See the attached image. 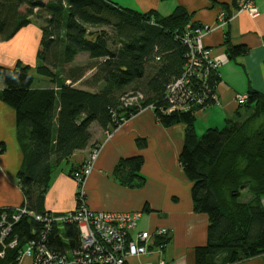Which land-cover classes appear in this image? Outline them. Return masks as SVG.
I'll use <instances>...</instances> for the list:
<instances>
[{
    "label": "trees",
    "instance_id": "16d2710c",
    "mask_svg": "<svg viewBox=\"0 0 264 264\" xmlns=\"http://www.w3.org/2000/svg\"><path fill=\"white\" fill-rule=\"evenodd\" d=\"M34 17L45 24L35 72L51 79L53 86L36 88L29 66H0V99L16 112L24 156L17 180L24 195L22 207L28 211L5 240L8 245L17 239V246L4 249L0 243V254L4 252L0 264H20L21 252L43 234L48 247L59 253L80 247L75 223L54 225L48 231L36 220V215L49 214L45 200L52 176L76 153L99 150L93 127L111 134L149 107L162 127L186 128L179 163L192 183L194 212L209 219L207 243L196 248L195 264H239L264 256V94L249 90L233 118L199 136L196 114L217 104L214 97L221 77L219 69L211 70L192 82L195 91H204L207 97L202 106L168 112V87L186 68L188 49L183 38L189 25L199 27L191 23L187 10L178 7L163 17L156 11L143 14L123 8L111 0H0V41L13 39ZM225 45L232 61L249 52L229 39ZM82 54L89 62L74 66ZM89 72L93 74L86 79ZM128 87L132 93L126 95ZM131 98L136 100L126 106ZM244 112L249 113L246 118ZM4 150L1 144L0 153ZM143 165L142 157L121 160L114 176L122 186L140 188L145 183ZM83 166L74 169L71 177ZM4 212L9 219L17 213L0 209V216ZM169 242L165 236L155 239L154 245L165 247Z\"/></svg>",
    "mask_w": 264,
    "mask_h": 264
},
{
    "label": "crops",
    "instance_id": "0c3cea01",
    "mask_svg": "<svg viewBox=\"0 0 264 264\" xmlns=\"http://www.w3.org/2000/svg\"><path fill=\"white\" fill-rule=\"evenodd\" d=\"M119 6L139 13L158 12L165 17L183 7L191 15V23L209 27L203 44L220 62L221 82L217 88L218 104L196 114L204 122L200 133L222 128L239 110L238 97L253 89L264 94V0H253L258 16L247 12L234 15L237 0H111ZM42 32L36 24L25 27L13 39L0 41V66L14 69L18 63L36 66ZM226 39L233 46H246V56L232 61L226 51ZM3 84L0 82V92ZM185 126L164 128L152 110L132 117L111 135L100 132L94 136L100 148L94 169L85 183L86 203L94 211L134 213L139 215L138 232L154 233L168 230L170 242L153 254L131 258L128 264H195V250L206 245L209 219L194 212L192 183L186 178L179 156L185 142ZM197 133L198 130L196 128ZM199 135V134H198ZM201 136V135H199ZM0 209L20 208L24 195L17 175L24 156L17 139L16 112L0 99ZM90 150L76 153L54 172L45 200L46 211L63 216L77 207V185L71 172L87 163ZM142 157V187L122 186L114 176L121 160ZM264 203V200H263ZM239 264H264V256Z\"/></svg>",
    "mask_w": 264,
    "mask_h": 264
},
{
    "label": "built area",
    "instance_id": "2783aa9c",
    "mask_svg": "<svg viewBox=\"0 0 264 264\" xmlns=\"http://www.w3.org/2000/svg\"><path fill=\"white\" fill-rule=\"evenodd\" d=\"M238 8L235 14L247 12L253 17L258 16L253 0H237ZM223 21H228L224 13L220 15ZM231 17V18H232ZM209 27L188 26V31L183 38L187 46L186 68L183 76L168 87V101L171 108L168 112L183 110L189 111L194 107L202 106L207 99L204 91L197 93L192 86L195 79H201L211 70L217 71L220 62L212 57V53L203 44L204 36L209 32ZM206 92V91H205ZM247 96L238 97V103L242 104ZM136 98L128 99L126 106H131ZM217 102V96L214 97ZM97 152L93 153L89 161L82 169L73 174V180L77 185V209L65 217H53L48 214L44 217L36 215V220L43 222L49 231L54 225L60 226L65 222H73L77 225L80 236V247L66 254L50 249L45 234L41 238L30 242L21 252L22 257L32 259L33 264H128L131 258L148 256L154 251L164 248L155 247L154 238H163L168 235L167 229H159L154 233L138 232L139 215L134 213H112L94 211L87 206L85 195V183L94 169V161ZM8 208H5L7 210ZM16 214L9 219L7 213L0 216V243L3 248H15L17 239L5 244L10 236L14 223H17L22 215L28 214L24 207L16 210ZM30 214V213H29ZM4 252L0 254L2 257Z\"/></svg>",
    "mask_w": 264,
    "mask_h": 264
},
{
    "label": "rangeland",
    "instance_id": "374dc122",
    "mask_svg": "<svg viewBox=\"0 0 264 264\" xmlns=\"http://www.w3.org/2000/svg\"><path fill=\"white\" fill-rule=\"evenodd\" d=\"M233 15H230L229 16V18L230 19H232L231 17H232ZM230 19H227V20H229L230 21ZM34 24H36V28L37 29H39L40 31H41V26H44L45 24H44V20H37L36 19V17H34V18H32V25H34ZM201 27H203V26H201ZM93 32H95L96 30H92ZM98 31V30H97ZM107 31H109V30H107ZM209 32L211 31V29H209L208 30ZM42 32V31H41ZM208 32V33H209ZM207 33V34H208ZM206 34V35H207ZM205 35V36H206ZM204 36V37H205ZM89 62V57H88V55H86V54H82V55H79V56H77L76 57V59H75V62H74V66L76 65V66H82V65H85V64H87ZM39 65V62H38V59H37V57H36V66H35V68L33 69L32 67H31V69H32V74L34 75V77H35V87L36 88H46V87H51V86H53L51 83V79H49V78H45V77H41V76H38L37 74H36V72H35V70H36V68H37V66ZM30 67V66H29ZM54 71V70H53ZM56 71H54V73H55ZM93 74V72H89V73H87V75H86V79L87 78H89L91 75ZM68 76V72L66 71V72H64L63 73V78H66ZM77 87H80V88H82L83 87V85L82 84H78L77 85ZM84 89H86L85 87H84ZM132 93V89H131V87H128V88H126V90L124 91V94H131ZM246 102V101H245ZM244 102V103H245ZM237 103H238V99H237ZM244 103H242V105L244 104ZM217 104H218V97H217ZM239 104V103H238ZM239 105H241V104H239ZM144 110H152L153 112H154V109L152 108V107H149V108H147V109H143V110H140V112L141 111H144ZM139 112V113H140ZM247 115H249V113L247 114L246 112H244L243 113V117L244 118H246L247 117ZM197 122V121H196ZM202 125L203 126H206V124H204V122H202V121H198V124H197V130H198V134L199 135H202L201 133H200V127H202ZM100 129H99V127H93V134H94V136H96V135H98V133L100 132L99 131ZM108 135H111L110 133L108 134ZM92 155V154H91ZM91 155H90V157H91ZM90 157H89V159H90ZM89 159L87 160V162L89 161ZM95 162V161H94ZM64 167H66V164H63V168ZM90 177V176H89ZM88 177V178H89ZM76 196H77V192H76ZM76 199H77V197H76ZM77 201V200H76ZM264 204V203H263ZM88 206V205H87ZM18 208H15L14 210H17ZM76 209H77V207H76ZM75 209V210H76ZM74 210V211H75ZM99 212V211H98ZM71 213V212H70ZM70 213H67V214H65V215H63V216H54V215H52V214H50V215H52L53 217H56V218H59V217H65V216H67V215H69ZM153 242H155V238H154V240H153ZM161 250V249H160ZM20 264H33V262H32V259L31 258H28V257H22L21 258V263Z\"/></svg>",
    "mask_w": 264,
    "mask_h": 264
}]
</instances>
